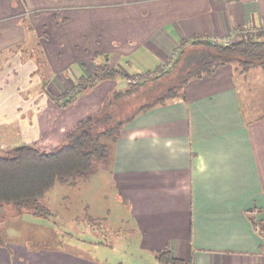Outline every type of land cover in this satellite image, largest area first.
Listing matches in <instances>:
<instances>
[{
    "label": "crops",
    "instance_id": "crops-1",
    "mask_svg": "<svg viewBox=\"0 0 264 264\" xmlns=\"http://www.w3.org/2000/svg\"><path fill=\"white\" fill-rule=\"evenodd\" d=\"M241 30H264V0H0V76L23 60L39 74L27 101L34 121L11 120L17 134L0 138V150L25 138L59 145L87 116L70 115L76 101L62 104L61 96L70 87L81 91L106 61L128 83L129 66L164 70L191 40L232 42ZM35 43L34 56L13 49ZM263 71L220 65L122 126L106 173L116 211L130 220L126 253L113 259L119 249L100 241L86 254L79 246L8 252L0 245V264H158L166 247L182 263L264 264V238L250 214L264 209V110L255 106Z\"/></svg>",
    "mask_w": 264,
    "mask_h": 264
},
{
    "label": "trees",
    "instance_id": "trees-1",
    "mask_svg": "<svg viewBox=\"0 0 264 264\" xmlns=\"http://www.w3.org/2000/svg\"><path fill=\"white\" fill-rule=\"evenodd\" d=\"M38 45L35 43L21 49L22 45L16 44L13 49L18 48L24 54L34 56L31 51L37 49ZM226 63H233L239 71L264 65V30H241L237 38L229 43L193 40L180 49L175 64L169 69L157 70L156 74L143 73L136 76L137 81L129 80L124 89L114 90L98 112L79 119L66 132L64 140L50 151L30 143L13 144L7 150H1L0 205L11 204L19 214L31 212L47 215L49 210L40 203V198L57 182L75 183L85 178L92 172L95 161L106 162L110 146L117 139L122 126L132 120L136 113L179 96L189 79L209 75ZM123 74L119 69L110 68L106 61L91 76V82L84 86H93L101 79H113ZM149 74L150 80L147 77ZM142 89L144 93L149 92L147 102L139 104L123 117L112 111L115 102L122 103L124 98ZM72 97L65 95L62 104ZM253 222L257 227L255 220ZM258 227V232L264 238V219ZM157 260L158 264H182L181 260L171 256L168 247L157 252Z\"/></svg>",
    "mask_w": 264,
    "mask_h": 264
},
{
    "label": "rangeland",
    "instance_id": "rangeland-1",
    "mask_svg": "<svg viewBox=\"0 0 264 264\" xmlns=\"http://www.w3.org/2000/svg\"><path fill=\"white\" fill-rule=\"evenodd\" d=\"M37 50L31 52L35 55ZM15 51H19L18 48ZM172 54L169 56L168 62L164 64L166 69L175 64L178 52H175L174 56ZM31 62L34 61L23 60L16 67V72L11 71L0 76V138L5 135L6 139L16 136L17 129L14 124L10 123L11 120L12 122H19L25 119L27 125L31 119L34 121L36 109L33 107L34 104H27V101L33 98L35 90L32 86H34L33 83L36 82V77L39 74L36 73L35 67L31 66ZM177 66L178 64L175 67ZM126 71L129 74H134L129 78L130 81H133L136 76L153 70H142L129 66ZM261 74H264V71ZM150 76V74L147 75L149 80ZM135 80L137 81V78ZM114 82L118 90L124 89V86H127V77L119 75L115 81H106L94 88L90 85L84 86L81 91L77 90L78 87H70L61 96V101L65 95H74L73 98L76 103L73 101L74 107H69L68 111L74 117L96 113L101 108L98 105L114 92V90L112 91ZM108 92H110L108 96H105ZM147 93H144V89H142L130 97L124 98L122 103L115 102L111 109L116 115L123 117L139 104L147 102L149 92ZM83 95L88 98V103H85V106H81L79 101ZM255 97L257 98L255 100L256 110H264V85L260 91L255 92ZM94 100H97V103L94 104ZM96 105V108H90ZM5 121H8V124H2ZM32 127L31 130L28 128V132L34 130L33 124ZM35 135V132H31L29 139ZM24 140L27 141L26 143L34 144L36 147L48 151L57 146L47 148L43 147L40 142L26 140V138ZM10 147L6 146L1 150H7ZM106 164L105 161H95L92 172L75 183L57 182L40 198V203L49 210L47 215L31 212L19 214L11 204L0 205V245L7 246L8 252L16 251L19 248L40 250L59 247L77 250L76 247L79 246L85 248L84 253L86 254V252L91 253L93 251L92 244L94 242L100 241L119 249L118 253L112 257L113 259H117L122 251L126 253L125 248L130 241V233L126 230L129 229L130 220L127 218L125 220L116 211L115 199L117 196L110 177L106 173ZM120 213L124 214L123 212ZM250 214L253 215L258 225L264 219V209L257 210L255 213L250 212ZM114 229L119 230V232L117 234L116 232L115 234L112 233Z\"/></svg>",
    "mask_w": 264,
    "mask_h": 264
},
{
    "label": "built area",
    "instance_id": "built-area-1",
    "mask_svg": "<svg viewBox=\"0 0 264 264\" xmlns=\"http://www.w3.org/2000/svg\"><path fill=\"white\" fill-rule=\"evenodd\" d=\"M213 41L223 42V43H229V42H230V40H222V41H220V40H213ZM172 55L174 56V53H173ZM165 66H166V65H164V69H166ZM136 78H137V77H136ZM136 78H135V79H136ZM135 79H133V80H135ZM257 228H258V225H257ZM182 264H191V263H190V262H185V263H182Z\"/></svg>",
    "mask_w": 264,
    "mask_h": 264
},
{
    "label": "bare ground",
    "instance_id": "bare-ground-1",
    "mask_svg": "<svg viewBox=\"0 0 264 264\" xmlns=\"http://www.w3.org/2000/svg\"><path fill=\"white\" fill-rule=\"evenodd\" d=\"M258 225V224H257ZM259 228V227H258Z\"/></svg>",
    "mask_w": 264,
    "mask_h": 264
}]
</instances>
